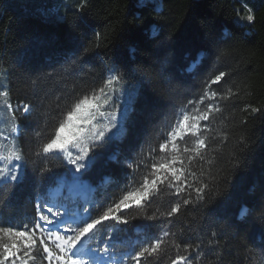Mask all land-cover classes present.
Wrapping results in <instances>:
<instances>
[{"label":"trees","instance_id":"1","mask_svg":"<svg viewBox=\"0 0 264 264\" xmlns=\"http://www.w3.org/2000/svg\"><path fill=\"white\" fill-rule=\"evenodd\" d=\"M82 3L0 0V77L4 71L14 108L20 102L35 105L31 118L18 115L20 146L28 150L46 140L52 123L60 118L57 96L64 101L98 88L109 69L118 66L140 88L129 134L109 145L87 176L98 184L110 175L100 192L118 196L122 193L117 185L125 182L127 169L108 157L119 151L118 159L122 158L146 130L152 132L146 149L161 142L163 128L174 115L167 106L178 110L185 98L199 94L205 79L227 71L224 81L211 85L222 94L228 88L234 93L221 102L222 112L209 122L214 132L208 134L206 151L215 159L211 165L206 160L189 165L197 175L201 168L217 173L218 192L206 204L182 207L170 221L136 219L129 225L107 222L102 227L112 231L118 244L129 246L162 230L174 233L167 239L182 245L201 242V259L193 264H264V0L255 9L252 23L237 20L245 16L242 0H158L144 6L140 0H86L80 7ZM252 108L260 111L252 112ZM237 155L241 164L233 167L230 160ZM63 172L53 169L57 176ZM28 176V183L18 187L0 211L5 221L19 223L34 216L36 184L31 166ZM180 199L173 189H164L153 207L165 211ZM128 211L135 215V209ZM146 224L151 227L145 228ZM98 235L103 239L105 233ZM209 240L219 243L209 248ZM165 248L155 264H170L175 249L170 244Z\"/></svg>","mask_w":264,"mask_h":264},{"label":"snow or ice","instance_id":"2","mask_svg":"<svg viewBox=\"0 0 264 264\" xmlns=\"http://www.w3.org/2000/svg\"><path fill=\"white\" fill-rule=\"evenodd\" d=\"M52 11L55 13L58 9ZM246 11V19L252 23V10L247 8ZM228 75L221 70L205 79L199 94L185 98L178 110L175 105L167 106L174 115L163 128L161 142L146 149L152 135L146 130L138 144L130 143L122 158L118 159L119 151L108 157V161L127 169L125 182L117 185L122 193L118 196H105L100 186L93 187L87 176L109 145L128 137L140 91L139 82H130L132 78L114 65L98 88L68 96L64 101L57 96L55 107L60 118L52 123L46 140L28 150L17 144L20 133L17 120L20 114L31 118L35 105L20 102L14 108L8 91L0 92L4 97L2 107L11 123L10 132L0 131V211L15 190L28 183L30 166L36 184L32 197L35 214L30 220L16 223L5 221L0 215V264H155L169 244L175 249V255L169 257L170 264L198 262L202 256L201 242L182 245L167 239L174 233L162 230L155 237L145 235L129 246L124 242L118 244L112 231L102 226L107 222L129 225L136 219L170 221L182 207L190 203L206 204L212 194L218 192L217 173L211 168L207 171L201 168L197 175L189 165L194 160H206L211 165L215 159L209 158L206 151L208 134L214 132L209 122L214 114L222 112L221 102L234 93L228 88L227 93L222 94L211 85L219 84ZM63 103L68 104L67 108ZM251 110L260 111L259 108ZM47 127L45 124L44 128ZM155 129L160 131L159 122ZM43 130L36 136L39 137ZM148 157L151 160L146 162ZM51 161L58 163L49 166ZM230 163L239 167L241 159L233 156ZM54 168L64 169L63 174H53ZM57 182L58 186L53 189L52 185ZM164 189H173L181 199L161 211L159 206H153ZM130 209L136 210L135 215L128 211ZM144 227H151V224ZM101 232L105 233L103 239L98 235ZM218 243L209 240L207 245L212 248Z\"/></svg>","mask_w":264,"mask_h":264},{"label":"rangeland","instance_id":"3","mask_svg":"<svg viewBox=\"0 0 264 264\" xmlns=\"http://www.w3.org/2000/svg\"><path fill=\"white\" fill-rule=\"evenodd\" d=\"M152 1V2H158V0H144V4ZM244 3V7H245V16L243 18L239 17L237 20L240 23H245L247 22L246 20V15H247V8H250L252 10V14L254 15L255 9L258 7V5H260L262 0H242ZM140 4H141V0H140ZM49 17V16H48ZM155 28L152 29V32H155ZM194 67V64L192 65ZM6 73L3 71L1 73V77H0V92L2 91H8V83H7V79L5 78ZM9 99V97H8ZM3 100L4 97L0 96V131H4L5 133H8L11 131V123H10V118L7 115L6 110L2 107L3 104ZM203 123V122H202ZM20 126V125H19ZM17 144L20 146V142H19V138H17ZM109 178H111L110 175H104L100 180L98 184H94V182H91L92 186L95 187V185H100V184H104L107 183L108 184V180ZM242 212H244V209L242 210Z\"/></svg>","mask_w":264,"mask_h":264},{"label":"water","instance_id":"4","mask_svg":"<svg viewBox=\"0 0 264 264\" xmlns=\"http://www.w3.org/2000/svg\"><path fill=\"white\" fill-rule=\"evenodd\" d=\"M202 57V56H201Z\"/></svg>","mask_w":264,"mask_h":264}]
</instances>
